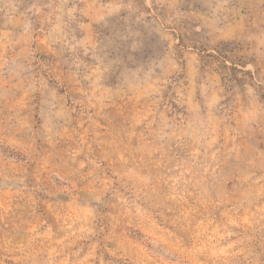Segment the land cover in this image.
I'll use <instances>...</instances> for the list:
<instances>
[{
    "label": "rangeland",
    "instance_id": "rangeland-1",
    "mask_svg": "<svg viewBox=\"0 0 264 264\" xmlns=\"http://www.w3.org/2000/svg\"><path fill=\"white\" fill-rule=\"evenodd\" d=\"M0 264H264V0H0Z\"/></svg>",
    "mask_w": 264,
    "mask_h": 264
}]
</instances>
